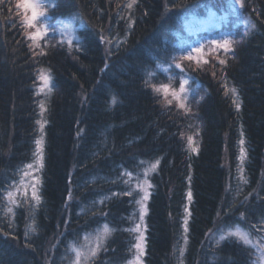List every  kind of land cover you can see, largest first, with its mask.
Returning a JSON list of instances; mask_svg holds the SVG:
<instances>
[{"label":"trees","instance_id":"16d2710c","mask_svg":"<svg viewBox=\"0 0 264 264\" xmlns=\"http://www.w3.org/2000/svg\"><path fill=\"white\" fill-rule=\"evenodd\" d=\"M14 1L0 4V191L16 178L13 174L18 168L32 161L33 142L39 136L36 77L40 68L51 69L54 92L46 112L43 203L34 213L38 235L30 233L25 238L32 215L28 208L19 209V225L11 229L3 215L6 205L0 203V264H68L69 242H79L83 233L104 222L117 231L95 264H125L134 242L126 229L138 221L132 216L138 205L126 195L112 197L100 209L90 204L127 189L117 180L124 169L137 172L147 166L139 165L140 161L157 158H162L160 165L149 176L153 187L146 215L144 264H177L176 247L189 190L192 215L184 264H253L251 247L229 239L217 248L211 233L234 223L254 226L264 218V0H245L243 17L257 27L236 46L235 58H228L223 68L226 77H221L218 62L212 66V54L203 71L192 73V83L195 88L199 85V96L204 98L193 103L191 116L174 106L165 109L144 81L148 72H155L152 83L169 82V75L157 64L166 65L182 51L185 43L178 46V35L185 19L204 18L213 9L222 17L217 32L235 34L239 41L243 17L233 12L231 4L137 0L127 9L129 0H55V12L50 10L54 19L70 12L82 16L75 26L83 38V51L69 52L57 46L49 47L45 56L33 57ZM115 34L126 41L119 49H115V40L108 45L100 39ZM57 39L59 34L53 37L50 33V44ZM108 48L115 54L106 59ZM224 78L239 91V112L224 94ZM114 95L118 103L111 105ZM241 126L251 178L237 192L234 177ZM180 133L194 135L198 153L188 149ZM69 189L71 201L67 200ZM85 206L88 215L81 212Z\"/></svg>","mask_w":264,"mask_h":264},{"label":"snow or ice","instance_id":"6c2138e0","mask_svg":"<svg viewBox=\"0 0 264 264\" xmlns=\"http://www.w3.org/2000/svg\"><path fill=\"white\" fill-rule=\"evenodd\" d=\"M137 0H129L126 4L127 9H132L136 4ZM4 3V0H0V4ZM233 12L243 17L241 10L245 7V0H234ZM182 6V5H181ZM57 3L55 0H17L16 8L20 10L18 12V20L20 27L23 31V35L27 41H29V51L33 57L45 56L48 53L49 47L65 48L67 51L82 52L83 38L77 34L75 27L76 21H82V16L79 12H70L67 14H61L62 18L54 19V16L50 14V10L55 12ZM119 7V5H118ZM123 19V17H121ZM129 19L131 17L129 16ZM242 24L243 34L240 40L235 39V34H221L219 39H213L207 42H201L196 47H189L185 49L179 56H172L170 62L166 65L158 63L165 73H169L168 83H152V79L156 76L155 72H148L147 79L144 81L145 87L151 89L154 95H156L165 109H169V106H174L178 111L182 110L183 115H193L192 105L193 103H199L203 100V96H199L198 87L192 88L190 81L194 80L192 75L195 71H203L204 66L209 64V60L204 58L202 55L205 52L207 45V52L212 54L214 57L213 65L218 62L221 66V77H226V73L223 68L228 64V58H235V49L239 43H242L244 37L251 34L257 27V25L250 20L248 17H243ZM103 32V29L100 30ZM50 33L54 37L59 34V39L56 40L55 44L49 43ZM100 39L105 41L106 44L112 45L115 40V49H119L121 44L126 41H121L117 37H109L101 35ZM75 41V43H74ZM37 49L39 51H37ZM115 54L113 48L106 49V59ZM221 54L224 58H221ZM187 63V67L185 65ZM109 67L108 63L104 64V69ZM104 69H101L103 71ZM173 69H179V72L175 76L171 75ZM212 75L215 77L216 73ZM41 83L36 87V95L43 94L46 98L54 92L53 76L51 69L40 68L36 77ZM178 82V86L176 83ZM223 90L226 97H230L232 104L235 109L239 112L241 109V101L239 91L235 86H230L227 79H223ZM199 97V99H197ZM87 99V96H84ZM111 105L118 103V97L112 96ZM40 115L44 116V113L48 111L44 101L39 102ZM39 125L40 136L34 140V150L32 152V162L24 164L16 170L13 174L17 179H12L6 189L0 191V203L5 204L3 208V215L5 217L14 218L15 209L21 206H26L32 215H30V223L26 225V231L24 233L25 238L29 237V234L38 235V225L34 216V213L43 203V196L41 194L42 179L40 173L44 168V152H45V140H44V127L48 123L47 120L41 119L36 122ZM191 127V126H190ZM198 133V130H197ZM80 133L78 132L77 135ZM187 141V147L191 152L199 151V145L195 142L194 135L185 136L184 133H180ZM131 143V141H130ZM239 144V155L237 157V179L240 183L247 185L248 180L245 175V163L248 158V150L245 147L246 138L243 132V126H241ZM162 158L155 159L154 162L140 161L139 165H147L142 169H139L136 176L133 175V171L124 169L117 177L121 183L127 187V191L124 193H112V196L126 195L133 198V202L138 205V209L133 212L132 216L137 217L139 222L133 220L134 227L126 229L133 235L134 242L131 244L130 251H132V259L128 261V264H144L143 257L146 255L147 238L146 231L147 225L144 223V217L148 212L147 200L151 193L150 189L153 187L149 176L151 173L157 171ZM139 167V166H138ZM140 172L143 173V179H140ZM126 177V179H125ZM189 183L191 177L188 178ZM95 183V180L92 181ZM116 181H112L115 183ZM69 183L71 180L69 178ZM135 194V195H134ZM251 195V194H249ZM139 196V199L135 197ZM73 195L71 190L68 191L67 200L71 201ZM110 196H105L99 200L92 201V206L103 205L106 201L110 200ZM193 195L191 190L187 193V200L191 203ZM247 201V197H245ZM242 206L244 202H241ZM67 207V204L65 205ZM234 207V205L232 206ZM232 207L229 211H232ZM89 209L85 206L81 209L84 215L89 214ZM186 215L182 220V232L180 239L177 241L176 253H177V264H184V253L187 249L188 244V224L189 218L192 213L188 206L184 209ZM99 215L107 217V213L100 212ZM220 216V213H217ZM242 220L245 218L243 212L240 213ZM246 223V221H245ZM264 224V220L261 221ZM9 228L12 227V221L9 220ZM2 231V229H0ZM93 233H84V243L78 244L76 241H70L67 247V252L70 253L68 264H95L102 251H107L106 242L108 238L117 231L116 228L111 227L109 223H103L93 230ZM254 226L247 225L242 227L240 223H234L233 225H224L217 228L216 233L213 236L216 237L215 244L219 248L222 243L229 239L235 238V240L241 242L243 245L250 246L256 250L257 259L253 261V264H264V240L261 238H255L253 236ZM261 232H264V228H261ZM218 233V236H217ZM62 235V233L60 234ZM80 237L77 236V240ZM180 240L183 243H180ZM52 247H55L53 245ZM51 264V262H49Z\"/></svg>","mask_w":264,"mask_h":264},{"label":"rangeland","instance_id":"374dc122","mask_svg":"<svg viewBox=\"0 0 264 264\" xmlns=\"http://www.w3.org/2000/svg\"><path fill=\"white\" fill-rule=\"evenodd\" d=\"M210 1L211 0H206V2H210ZM212 1H215L218 4L226 1V3L231 4V6L233 8L236 7V5H234V0H212ZM16 3H17V0L14 1V6H15L16 13L18 15V12L20 10H18L16 8ZM203 5H204V3H202L200 6L203 7ZM221 18L222 17H218V15H217V13H216L215 10L209 9L208 12H206V16L204 18H188V19H185L182 22V24H181V30H180L181 33H179V35H178V37H179L178 46H180L181 43H185V44L182 46L183 49H182V51L179 54H177V56H179L185 49H188L189 47H196L201 42H207V41H211L213 39H219L220 35L223 34V33H218L217 32L220 29V27H221V21H222ZM112 37H117V34L113 35ZM208 54L209 53L207 52V45H206L205 52L202 55L204 56V58L207 59L208 58ZM173 70H179V69H173ZM178 72L179 71H176V73H178ZM176 73H173V74L170 73V74L173 75V76H175ZM167 74L169 75V73H167ZM40 83L41 82L39 81L38 85ZM176 86H178V85H176ZM190 86L192 88H195L194 87L195 84H193L192 81H190ZM42 100L44 101V103H45V105L47 107L49 98H46L43 94H41V95H39V102L42 101ZM41 119L46 120V112L44 113V116L41 117V115H40V108H39V118H38V120H41ZM38 132H39V136H40L39 125H38ZM39 136L37 138H39ZM44 140H45V127H44ZM245 147L247 148V142H246ZM247 150H248V148H247ZM30 162H32V161H30ZM30 162H28V163H30ZM247 162H248V158H247V161H246L244 167H245V175L247 177L248 184H249L251 177H250V174H249V171H248ZM129 171H131V170H129ZM138 171H139V169H138ZM137 172H133V175L136 176ZM40 176H41V179L43 181V169H42V171L40 173ZM237 176H238V173L236 172L235 177H234V180H235V183H236L235 186H236V191L237 192H240L246 185L240 183L238 181V179H237ZM17 178L18 177L14 178V179H17ZM125 179H126V177H125ZM140 179H143V173L142 172H140ZM151 184H152V182H151ZM126 191H127V189L126 190H123V191H114L112 193H124ZM149 191H150V193H152V188ZM112 193L103 195L99 199H101V198H103L105 196H110L112 198V197H114V196H112ZM137 198L139 199V196H137ZM99 199H97V200H99ZM149 199H150V197H149ZM149 199L146 202L147 203V208H148V201H149ZM90 205H92V204H90ZM189 205H190V203L188 201L186 206L189 207ZM21 207H25L27 209L26 206H21ZM21 207H18V208L15 209V216H14V218L7 217V227L8 228H9L8 224H9V220L10 219L12 221V227H11V229L12 228L15 229L16 227H18L19 221H18V218H17V214L19 213V209ZM101 207H102V205H97V209H100ZM146 215L144 217V223L147 225V223H146ZM185 215H186V213H185ZM262 220H264V218L261 219V220L256 221L257 223H254V226H255L254 229L255 230H254L253 236L255 238H261L262 240H264V232H261V228H264V224L261 223ZM137 222H139V221H137ZM104 223H106V222H104ZM102 224L103 223H101L100 225H102ZM100 225H98V226H100ZM97 227L93 228L92 230H90V231H88L86 233H93L94 234V231L93 230L96 229ZM216 231H217V229L213 230V232L211 233V237L214 239V241H215L216 237L213 236V233H216ZM145 235H146V238H147V231H146ZM217 236H218V233H217ZM82 237H83V235H82ZM82 237H81L80 241L77 242L78 244L84 243ZM232 239H235V238H232ZM107 242H108V240H107ZM107 242H106V244H107ZM70 255H71L70 253L66 252L65 258L66 257H70ZM132 256H133V253L131 251V257H130L129 260L132 259ZM252 256H253V259H252V262H253L254 260L257 259L256 250L253 249V248H252ZM144 257H143V260H144ZM128 261L125 264H128Z\"/></svg>","mask_w":264,"mask_h":264}]
</instances>
